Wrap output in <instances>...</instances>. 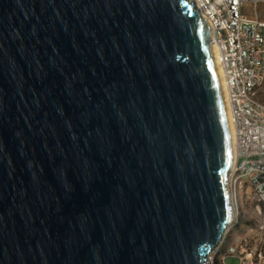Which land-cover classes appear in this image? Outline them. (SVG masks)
Instances as JSON below:
<instances>
[{
  "label": "water",
  "instance_id": "95a60500",
  "mask_svg": "<svg viewBox=\"0 0 264 264\" xmlns=\"http://www.w3.org/2000/svg\"><path fill=\"white\" fill-rule=\"evenodd\" d=\"M211 47L188 0H0V264H205L233 217Z\"/></svg>",
  "mask_w": 264,
  "mask_h": 264
},
{
  "label": "built area",
  "instance_id": "2783aa9c",
  "mask_svg": "<svg viewBox=\"0 0 264 264\" xmlns=\"http://www.w3.org/2000/svg\"><path fill=\"white\" fill-rule=\"evenodd\" d=\"M210 30L231 127L226 180L233 217L205 264H264V0H188ZM240 211H239V210ZM240 213V216H239ZM239 234L229 229L240 218ZM240 226V225H239Z\"/></svg>",
  "mask_w": 264,
  "mask_h": 264
},
{
  "label": "bare ground",
  "instance_id": "6f19581e",
  "mask_svg": "<svg viewBox=\"0 0 264 264\" xmlns=\"http://www.w3.org/2000/svg\"><path fill=\"white\" fill-rule=\"evenodd\" d=\"M212 49V56L214 59V63H215V67L219 76V80H220V84H221V90H222V95H223V100H224V106H225V111H226V118H227V123H228V129H229V135H230V143H231V154H232V164H233V150H232V139H231V127H230V122H229V116H228V109H227V105L225 102V90H224V85H223V78H222V73L220 70V67L217 63V59H216V52H215V47H211Z\"/></svg>",
  "mask_w": 264,
  "mask_h": 264
},
{
  "label": "rangeland",
  "instance_id": "374dc122",
  "mask_svg": "<svg viewBox=\"0 0 264 264\" xmlns=\"http://www.w3.org/2000/svg\"><path fill=\"white\" fill-rule=\"evenodd\" d=\"M259 99L264 101V88L261 90V93L259 94ZM239 216H240V213H239ZM243 223H247V222L241 217L239 223L235 224L234 226H232L228 230L229 234L233 235V234L241 233L244 230V228H245V225H242ZM227 261H228L229 264H235L236 263V260L232 259V258H228Z\"/></svg>",
  "mask_w": 264,
  "mask_h": 264
}]
</instances>
